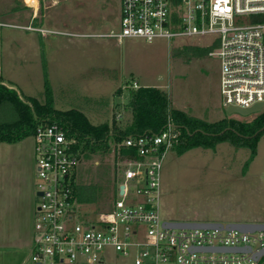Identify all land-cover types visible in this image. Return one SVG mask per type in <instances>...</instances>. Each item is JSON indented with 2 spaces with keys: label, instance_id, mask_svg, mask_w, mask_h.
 Returning <instances> with one entry per match:
<instances>
[{
  "label": "rangeland",
  "instance_id": "rangeland-1",
  "mask_svg": "<svg viewBox=\"0 0 264 264\" xmlns=\"http://www.w3.org/2000/svg\"><path fill=\"white\" fill-rule=\"evenodd\" d=\"M42 1V9L31 22L26 9L0 14V83L14 88L22 99L42 100L47 79L56 109L76 108L91 123L99 124L111 123L115 105L125 101L115 91L132 81L163 89L172 107L189 113L192 105L213 95L215 57L177 54L184 46L211 44V35L118 40L108 33L119 30L120 0ZM27 23L31 29L24 27ZM219 107L222 117L242 121L257 113L227 114ZM121 118L125 122L128 113L122 112ZM24 138L33 139L32 135ZM84 145L75 182L93 185L95 195L101 196L79 205L80 217H91L93 212L109 210L118 197L115 182L121 180L122 168L114 159L112 137L103 144ZM248 155L249 148L229 142L217 143L214 149L194 147L182 154L166 151L160 170V218L264 222V133L253 160L243 170ZM32 247L31 241L24 264H32ZM123 260L110 250L102 262L76 264H123Z\"/></svg>",
  "mask_w": 264,
  "mask_h": 264
},
{
  "label": "built area",
  "instance_id": "built-area-1",
  "mask_svg": "<svg viewBox=\"0 0 264 264\" xmlns=\"http://www.w3.org/2000/svg\"><path fill=\"white\" fill-rule=\"evenodd\" d=\"M108 35L146 41L211 35L207 55L217 60L221 106L264 102V0H120L119 30ZM32 137L37 197L32 264L102 262L110 250L121 254L123 264H264L262 229L172 227L160 218L161 163L179 143L170 120L158 132L120 141L135 157L116 161L122 168L115 182L118 197L109 210L91 217H80L73 192L78 139L56 120L38 124ZM233 247L249 249L229 250Z\"/></svg>",
  "mask_w": 264,
  "mask_h": 264
},
{
  "label": "trees",
  "instance_id": "trees-1",
  "mask_svg": "<svg viewBox=\"0 0 264 264\" xmlns=\"http://www.w3.org/2000/svg\"><path fill=\"white\" fill-rule=\"evenodd\" d=\"M213 46H184L177 49V54L202 57L207 55ZM187 53V54H186ZM133 82V81H132ZM119 87L115 93L124 95L125 101L115 105L111 123L93 124L81 110L69 108L56 109L53 105L52 89L48 80L44 82L43 99L28 97L22 99L12 87L0 83V142H14L32 135L35 127L43 122L53 120L66 126L79 141L75 148L83 150L84 144H103L112 137L114 159L135 157L131 148L118 146L128 135H138L143 132H158L168 120L178 131L179 143L172 149L178 154L194 147L214 149L217 143L229 142L235 146L249 148V155L243 164L246 170L256 154L259 137L264 129L253 135L264 125V107L255 116L242 121L234 117H222L216 120H206L197 117L184 109L172 107L166 91L154 86L140 85L136 81ZM121 112V113H120ZM122 112H127L129 118L122 121ZM117 116V117H116ZM73 192L76 200L83 202L97 201L101 196L95 195L93 185H81L74 182Z\"/></svg>",
  "mask_w": 264,
  "mask_h": 264
},
{
  "label": "crops",
  "instance_id": "crops-1",
  "mask_svg": "<svg viewBox=\"0 0 264 264\" xmlns=\"http://www.w3.org/2000/svg\"><path fill=\"white\" fill-rule=\"evenodd\" d=\"M42 7V0H35L34 4L26 0H0V14L6 11L15 14L26 9L29 11L28 22L38 16ZM213 90L210 98L206 95L198 105L189 106L193 109L191 114L206 120L222 118L218 71ZM32 140L27 142L26 138H22L14 142H0V264H24L25 250L32 241L37 202L33 188Z\"/></svg>",
  "mask_w": 264,
  "mask_h": 264
},
{
  "label": "water",
  "instance_id": "water-1",
  "mask_svg": "<svg viewBox=\"0 0 264 264\" xmlns=\"http://www.w3.org/2000/svg\"><path fill=\"white\" fill-rule=\"evenodd\" d=\"M264 106V102H258L253 104L250 107L241 108L236 106H227L225 111L227 114H238L241 116H246L251 113H256L261 110V108ZM264 129V125L260 127L257 131H255V134H257L259 131ZM123 191V185L119 186V192L122 193ZM38 194V193H37ZM164 224L167 226L172 227H191V226H212V227H218V228H234L240 231H246L251 232L254 230H264V222L259 221H233V222H226L222 223L220 221H198V220H167L164 221ZM249 247H233L229 248V250H247ZM264 251V249L262 250ZM257 254H253V257H256Z\"/></svg>",
  "mask_w": 264,
  "mask_h": 264
},
{
  "label": "bare ground",
  "instance_id": "bare-ground-1",
  "mask_svg": "<svg viewBox=\"0 0 264 264\" xmlns=\"http://www.w3.org/2000/svg\"><path fill=\"white\" fill-rule=\"evenodd\" d=\"M28 3H35V0H26Z\"/></svg>",
  "mask_w": 264,
  "mask_h": 264
},
{
  "label": "flooded vegetation",
  "instance_id": "flooded-vegetation-1",
  "mask_svg": "<svg viewBox=\"0 0 264 264\" xmlns=\"http://www.w3.org/2000/svg\"><path fill=\"white\" fill-rule=\"evenodd\" d=\"M52 2H54V1H52Z\"/></svg>",
  "mask_w": 264,
  "mask_h": 264
},
{
  "label": "clouds",
  "instance_id": "clouds-1",
  "mask_svg": "<svg viewBox=\"0 0 264 264\" xmlns=\"http://www.w3.org/2000/svg\"><path fill=\"white\" fill-rule=\"evenodd\" d=\"M241 116V115H240Z\"/></svg>",
  "mask_w": 264,
  "mask_h": 264
}]
</instances>
